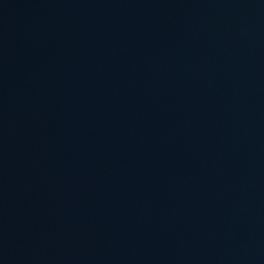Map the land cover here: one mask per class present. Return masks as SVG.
Here are the masks:
<instances>
[{
  "label": "water",
  "instance_id": "obj_1",
  "mask_svg": "<svg viewBox=\"0 0 264 264\" xmlns=\"http://www.w3.org/2000/svg\"><path fill=\"white\" fill-rule=\"evenodd\" d=\"M0 264H264V0H0Z\"/></svg>",
  "mask_w": 264,
  "mask_h": 264
}]
</instances>
